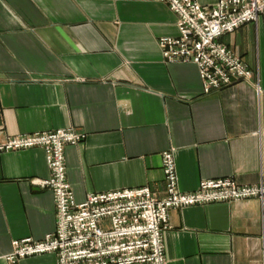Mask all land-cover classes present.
I'll use <instances>...</instances> for the list:
<instances>
[{
    "label": "crops",
    "instance_id": "1",
    "mask_svg": "<svg viewBox=\"0 0 264 264\" xmlns=\"http://www.w3.org/2000/svg\"><path fill=\"white\" fill-rule=\"evenodd\" d=\"M213 5L218 0H198ZM179 34L162 0H0V126L8 135L74 127L66 149L75 200L91 192L151 186L165 194L164 150L179 185L205 178H264V13L219 40L254 71L203 93L195 63H166L161 36ZM261 91L258 92V85ZM46 152H0V264L16 239L56 227ZM264 214L256 198L170 211L168 264H264ZM15 264H57L53 252Z\"/></svg>",
    "mask_w": 264,
    "mask_h": 264
},
{
    "label": "built area",
    "instance_id": "2",
    "mask_svg": "<svg viewBox=\"0 0 264 264\" xmlns=\"http://www.w3.org/2000/svg\"><path fill=\"white\" fill-rule=\"evenodd\" d=\"M162 1L177 14L179 28L178 35L159 38L164 60L195 63L204 94L254 75L244 59L219 38L246 23H257L264 13V0H218L213 5L198 0ZM85 137L73 126L13 135L0 126V152L33 147L45 150L51 175L33 182L52 189L57 218L55 229L43 239L14 240L13 250L6 255L9 262L53 252L57 264H168L164 232L172 209L256 198L264 214V178L260 184H241L232 176L205 178L197 189L183 191L173 148L162 153L166 186L162 197L147 185L91 192L77 202L67 174L66 149ZM262 242L264 256V235Z\"/></svg>",
    "mask_w": 264,
    "mask_h": 264
}]
</instances>
